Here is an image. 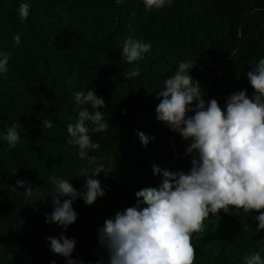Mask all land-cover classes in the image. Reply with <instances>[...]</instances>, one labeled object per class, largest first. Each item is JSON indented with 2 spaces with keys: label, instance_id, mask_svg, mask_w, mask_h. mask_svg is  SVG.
<instances>
[{
  "label": "trees",
  "instance_id": "trees-1",
  "mask_svg": "<svg viewBox=\"0 0 264 264\" xmlns=\"http://www.w3.org/2000/svg\"><path fill=\"white\" fill-rule=\"evenodd\" d=\"M21 3L30 5L23 23ZM15 34L21 37L18 45ZM129 37L151 44L132 64L122 55ZM4 52L10 59L7 73H0V264H66L65 257L52 254L47 240L61 232L77 241L72 259L106 264L96 229L135 205L137 191L160 185L153 165L185 172L191 166L188 141L156 119L164 81L180 62L195 61L188 74L206 100L216 99L223 108L233 92L246 90L251 98L246 73L264 58V0H171L150 12L142 0H0ZM134 68L139 76L128 78ZM90 90L105 107H82L102 112V122L109 125L107 131L89 133L100 145L88 154L105 165L94 177L105 195L91 206L76 199L77 220L64 229L45 223L55 188L49 177L69 180L83 191L81 169L89 168L91 176L78 146L67 143V125L82 110L74 94ZM46 120L52 121L51 129L43 126ZM13 123L21 139L9 148L2 134ZM138 132L149 137L147 146ZM18 179L35 190L32 196L17 194L25 191L16 187ZM257 214L210 213L204 231L192 235L194 264H244L257 251L264 259V230L256 232L253 219Z\"/></svg>",
  "mask_w": 264,
  "mask_h": 264
},
{
  "label": "clouds",
  "instance_id": "clouds-1",
  "mask_svg": "<svg viewBox=\"0 0 264 264\" xmlns=\"http://www.w3.org/2000/svg\"><path fill=\"white\" fill-rule=\"evenodd\" d=\"M115 2L121 4L123 0ZM142 2L150 12L163 8L171 0ZM29 13L30 5L21 3L18 7L21 23ZM13 40L18 45L20 35L15 34ZM150 48V43L129 37L122 55L132 64ZM9 59V53H0V73H7ZM193 67L195 61L179 63L175 74L164 81L163 89L157 93L160 103L155 108L156 119L188 141L185 154L190 158V169L171 171L153 165V175L161 176L160 185L137 191L135 205L117 211L96 229L98 243L106 253V264H194L192 235L202 233L204 220L210 213L215 216L221 210L226 214H238L241 210L245 214L258 213L253 217L257 222L255 230H264V58L246 73L254 90L251 98L246 90L233 92L223 108L216 99L204 98L199 82L188 74ZM139 74V69L134 68L128 78ZM74 97L82 110L75 123L67 125V143L78 146V156L87 161L91 176L89 168L81 169L83 191H77L69 180L49 177L55 188L50 195L53 210L46 214L45 223H55L64 229L77 220L73 208L76 199L91 206L105 195L100 180L94 178L104 173L105 165L88 154L100 145L93 143L89 133L107 131L109 125L102 122L105 121L102 112L82 107L90 104L95 110L104 108L105 102L94 90L76 92ZM89 121L94 125L91 129L86 123ZM43 126L51 129L53 123L46 120ZM137 135L141 144L147 146L149 137L143 132ZM2 139L9 148H15L21 139L15 123L2 134ZM16 187H23L25 191L17 194L26 197L35 191L19 179ZM47 240L52 254L65 257L66 264H84L71 258L77 243L74 238L61 232L58 238ZM96 264L105 262L98 260ZM244 264H264V259L257 251L247 256Z\"/></svg>",
  "mask_w": 264,
  "mask_h": 264
}]
</instances>
